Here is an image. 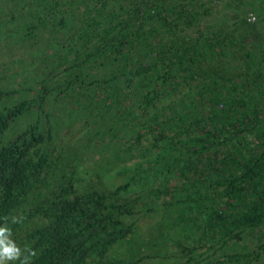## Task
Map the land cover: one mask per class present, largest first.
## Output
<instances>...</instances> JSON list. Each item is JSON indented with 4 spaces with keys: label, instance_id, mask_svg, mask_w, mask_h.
I'll return each instance as SVG.
<instances>
[{
    "label": "rangeland",
    "instance_id": "obj_1",
    "mask_svg": "<svg viewBox=\"0 0 264 264\" xmlns=\"http://www.w3.org/2000/svg\"><path fill=\"white\" fill-rule=\"evenodd\" d=\"M249 14L257 15L256 23L247 21ZM17 26L22 32L12 34ZM121 32L124 45L115 39ZM172 33L174 40L181 37L174 42L182 51L193 46L185 70L174 66L170 77L160 79L158 71L167 67L156 56L150 72L136 75L139 63H152L146 51L161 40L170 44ZM93 44L100 54L88 57ZM107 83L114 90L107 91ZM38 95L40 106L16 119L4 141L37 123L56 148L52 181L64 173L77 191H113L131 177L146 176L109 200L133 202L134 213L123 217L132 231L104 254L106 264L113 258L229 264L234 252H262L249 264H264V224L231 238L213 231L201 212L240 210L237 197L231 200L236 207H226L210 184L240 173L264 148V0H0V111ZM160 109L169 114L158 120L166 131L161 137L150 133L155 123L148 118ZM249 115L252 129L235 126ZM208 128L220 135L211 153L219 163L210 167L216 160L197 161L188 151L190 136ZM174 135L187 147L156 165L162 170L173 160L172 170L142 172L141 162L156 158ZM254 184L263 189L264 173ZM164 188L172 198L161 193Z\"/></svg>",
    "mask_w": 264,
    "mask_h": 264
},
{
    "label": "trees",
    "instance_id": "obj_2",
    "mask_svg": "<svg viewBox=\"0 0 264 264\" xmlns=\"http://www.w3.org/2000/svg\"><path fill=\"white\" fill-rule=\"evenodd\" d=\"M44 5V8H48V4ZM22 28L17 26L11 32L12 34L21 33ZM174 37L175 33L170 34L172 40L170 44L162 40L160 43H153L154 45L146 51L152 63L149 65L139 63L134 73L143 75L150 72L155 67L156 56L161 57L164 66L167 67L164 71H158L160 79H164L162 77L164 74L168 75L165 78L170 77V70L174 66L179 65L184 71V58L188 54H194L193 46L187 44L185 50L182 51L179 49V44L174 42L176 40L180 42L181 37L178 36L175 40ZM115 39L122 45L127 43L126 33L121 32L115 36ZM100 49L93 44V48L86 54L88 57L97 56L100 54ZM166 54H170L169 60H164ZM208 67L210 71L217 74L213 66ZM114 88L109 83L106 89L110 91ZM153 91L157 94L156 89ZM42 97L38 95L25 98L6 110L0 111V225L5 223L3 218L8 217V226L12 229L15 243L22 250L27 246L36 252L30 264H106L103 259L104 254L108 253L116 241L127 238L132 231V226L123 220V217L134 213L133 202L114 204L109 203V200L117 199L122 191L132 185L142 184L146 176L141 173L138 178L131 177L113 191L97 186L86 191H77L73 187L75 185L74 182L72 183L73 177L66 176L63 172L59 174L56 181H52L51 174L54 171L52 164L56 148L51 142L45 140L37 123L30 124L12 140L4 141V135L12 123L33 106H40ZM108 100L106 98L107 102ZM162 114L169 115L160 109L148 117L155 123V125H149L150 133L154 136L160 135L161 137L162 132H166L163 128L161 129L158 122ZM254 117L259 119V114L256 113ZM237 120L235 124L237 128L245 124L246 129L253 128L250 115L242 116ZM216 132H218L217 128H208L201 134L190 136L192 144L188 151L193 153L197 161L216 160L214 158L216 155L211 156L212 152H216L214 145L220 141L217 139L220 135H216ZM210 137L213 138L210 140ZM167 138L169 144L157 152L156 158L141 162L139 167L142 172H161L164 169L170 172L172 170L173 160L167 163L162 170L156 165L161 158H167L166 154L170 153L173 157V150L187 147V145L185 146L184 140L178 135ZM244 141L245 149V146L249 145L247 137H244ZM154 146L157 144L154 143ZM216 163L219 162L217 160L215 163L208 162V166H214ZM183 169H186V166ZM263 173L264 148L247 159L240 173L236 175L231 173L210 184L218 195L226 198V207H236L231 202L234 196L240 200L238 202L240 210L236 214L222 206L215 208L212 212L202 208L203 220L213 231L234 238L244 229H253L264 224V187L258 191L254 184ZM220 187L224 188L223 192L218 190ZM161 193L172 198L169 188H164ZM188 199L193 200V197H188ZM12 216L22 217V222L11 223ZM236 229L239 231L235 232ZM261 254L262 252H234L227 257L229 264H249L254 257H259ZM107 261L110 264L137 262L136 259L125 262L116 258ZM223 262V260H218L217 264H224ZM8 264H19V261H9Z\"/></svg>",
    "mask_w": 264,
    "mask_h": 264
},
{
    "label": "clouds",
    "instance_id": "obj_3",
    "mask_svg": "<svg viewBox=\"0 0 264 264\" xmlns=\"http://www.w3.org/2000/svg\"><path fill=\"white\" fill-rule=\"evenodd\" d=\"M5 223L0 225V264H8L9 261H19V264H30L31 258L36 252L27 246L22 250L12 239V229L8 226V217L3 218ZM22 217H11V223L22 222Z\"/></svg>",
    "mask_w": 264,
    "mask_h": 264
},
{
    "label": "built area",
    "instance_id": "obj_4",
    "mask_svg": "<svg viewBox=\"0 0 264 264\" xmlns=\"http://www.w3.org/2000/svg\"><path fill=\"white\" fill-rule=\"evenodd\" d=\"M257 15L256 14H249L248 16H247V21L249 22V23H251V24H254V23H256L257 22Z\"/></svg>",
    "mask_w": 264,
    "mask_h": 264
}]
</instances>
